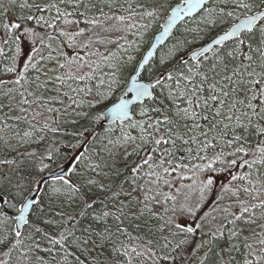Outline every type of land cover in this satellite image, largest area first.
<instances>
[{"label": "snow or ice", "instance_id": "1", "mask_svg": "<svg viewBox=\"0 0 264 264\" xmlns=\"http://www.w3.org/2000/svg\"><path fill=\"white\" fill-rule=\"evenodd\" d=\"M164 7L0 0V144L68 138L67 152L53 143L0 159V264H264V0H184L158 43L198 10L193 40L223 34L172 64L189 44L177 40L159 61L171 67L132 80L135 99L151 101L140 119L124 98L95 111Z\"/></svg>", "mask_w": 264, "mask_h": 264}, {"label": "trees", "instance_id": "2", "mask_svg": "<svg viewBox=\"0 0 264 264\" xmlns=\"http://www.w3.org/2000/svg\"><path fill=\"white\" fill-rule=\"evenodd\" d=\"M179 1H182V0H167V1L162 0V2H164V4H165V7H164V9L161 10V14H160V17H159L157 23L154 24L155 22H153L151 24V28L145 34L144 39L141 42L142 45L140 46L139 53L134 54L135 55V61L133 63L125 66L123 71L118 76V78L120 80L119 86L117 87L116 85H114L115 92H113V94L110 96V98L106 102H104L100 105H97V107L95 108L96 112H102V109L105 105L109 104V102L115 100L119 96L120 92L122 91L121 89H122L123 85L125 84V79H127L129 77V75L131 74V72L135 68L136 63L138 62V60L140 58L141 51L143 49L144 50L146 49V47L148 46V44L152 40L153 35L158 30H160V27H161L160 23L162 22L164 17L167 15L171 6L174 3L179 2ZM149 2H156V0H149ZM212 4H213V0L210 3H208V6L210 7V6H212ZM18 12H19V9H13L12 12L9 13V15L12 16L14 14H17ZM202 16H203V11H200L199 14H196L194 16L186 18L176 27V30L174 31V33L171 36V38L169 39V41L167 43H165L164 45H162L158 49L156 56L153 57L152 60L150 61V63L147 64L146 67L144 68V70H143L144 79H151V80L155 79L156 76H158L164 68L171 67L172 64H178L179 59L181 57L185 56V52L187 50H193L194 48L200 46L205 41L209 40L215 34L224 30L227 27L226 25H221V26L217 27L215 30L201 33L199 35L198 39L193 40V35H196V34L191 32L190 30L195 29L197 27L198 22L200 21ZM185 38L189 41V44L185 45L184 47H182L180 49L179 53L176 55V58L172 61V64H167V65L160 64L159 61L161 59H164V60L169 59L167 53L170 49L173 48V45L176 43V41L179 40L182 42ZM196 44H198V45H196ZM98 82H99L98 79L93 80L91 82V86L93 88V95H92V97H89V99H93V102L95 101V94L98 90V87H97V86H99ZM80 86L83 87V84H81ZM149 104H151V101L145 100L144 102L137 103L133 106V109L135 112V116L132 118L133 121L141 118L140 117V108L142 106L149 105ZM56 106L59 107V105H56ZM53 118L55 119L56 117H53ZM80 123L86 124L87 121H81ZM110 124L111 123H103V127L106 128ZM23 126L24 125H22V127ZM37 127H40L39 123L37 124ZM63 128L69 132H71L73 130L72 127L70 125H67V124L64 125ZM97 131L101 132V134H102V129L99 126L97 127ZM117 134H119L118 131H117ZM135 134H136V131H133V135H135ZM67 139L68 138L63 137L60 134L54 135L52 133H47L44 140L40 141L39 143H33V144H29V145L20 146L17 148V151H10V150L6 149L5 147H2V145L0 144V159L16 158L19 161L20 157L18 156V153H25V152H30L33 150H35L37 153H43L44 150L50 144H53V143H54L55 147L60 148L63 152H67L68 151V149L66 148ZM96 151L97 152L100 151L99 145H96ZM45 162L47 163V161H45ZM53 167H55V165H53ZM0 170L7 171V168L5 167V168L0 169ZM27 171H31V172L35 173L36 169L34 167H28ZM72 179H73V181H77V177H75V176H73ZM51 183H52V181L49 180L48 183L43 184L42 188L40 190V193L38 194V197H37V199H40L42 197L45 204L48 203V196L51 193V188L49 187V184H51ZM56 186L61 187V190L63 191V186H61L59 183H57ZM158 210H160V209H158ZM34 219H35V217H34Z\"/></svg>", "mask_w": 264, "mask_h": 264}, {"label": "water", "instance_id": "3", "mask_svg": "<svg viewBox=\"0 0 264 264\" xmlns=\"http://www.w3.org/2000/svg\"><path fill=\"white\" fill-rule=\"evenodd\" d=\"M211 1H212V0H206L207 3H208V2H211ZM183 4H184V0L179 1V2H176V3H174V4L171 6V8L169 9L167 15L164 17V19H163L162 22H161L160 30H158V31L153 35V38H152L150 44L147 46V48L144 50L142 56L139 58V60H138V62H137V64H136L137 66H136L135 71L132 72V73L130 74V76H129V78H128V81H127V83H126V87H125V89H124L123 91L120 92L119 96H118L115 100H113V101L109 102V104L105 105V106L103 107L102 111H107V110L110 109L112 106H114L115 104L119 103L120 100H121V98H124V99H127V100L130 101V103H129V115L133 118L134 115H135V112H134L133 106H134L135 104H137V103H142V102H144L145 100H147V98H145L143 101H138V100L135 99V93L131 90V83H132V80H133L134 78H136L137 76H140L141 73H142V71H143V69H144V67L147 65V64H144V63H143V60H144L145 57L148 56V52H150V51L153 52V56L149 58V63H150V61L152 60V58L156 55V53H157L159 47L167 41V39H168L169 36L172 34V32L176 29V27H177V26H178V25H179V24H180L185 18L190 17V16H185V17H183L182 20H178V21L176 22V24L173 26L172 30L170 31L169 36L166 37L164 41H160V42L158 43V37L161 35V33H162V31H163V26L165 25V22H166L167 18L171 16L172 11H173L177 6H180V5H183ZM199 12H200V10H198V13H199ZM196 14H197V13H193L191 16L196 15ZM221 34H223V31L220 32V33H218V34H216V35H214L212 38H210L208 41H206V42H205L204 44H202L200 47H197V48H195V49H199V48L204 47L205 45L210 44L214 39L218 38V36L221 35ZM195 49H193V50H195ZM193 50H190V51H189L184 57H186L188 54H190ZM149 63H148V64H149ZM153 80H154V79H153ZM141 82H148V81L145 80V79H142V78H141ZM103 123H111V120H105V121H103ZM45 175H47V173H46ZM41 188H42V185H41ZM32 194H34V190H33V192H30L28 195H32ZM37 197H38V195H37Z\"/></svg>", "mask_w": 264, "mask_h": 264}, {"label": "rangeland", "instance_id": "4", "mask_svg": "<svg viewBox=\"0 0 264 264\" xmlns=\"http://www.w3.org/2000/svg\"><path fill=\"white\" fill-rule=\"evenodd\" d=\"M157 22H155L154 24H156ZM153 24V25H154ZM160 26H161V23H160ZM154 27V26H153ZM150 28H151V26H150ZM149 28V29H150ZM200 35V34H199ZM116 37L115 36H113V39H115ZM129 39H134L133 37H129ZM142 45V44H141ZM196 45H198V44H196ZM111 48H112V50H115V46H110ZM100 51H104V49L103 48H101L100 49ZM190 50H187L186 52H185V55L189 52ZM143 52H144V49L141 51V53H140V57L142 56V54H143ZM137 64V63H136ZM136 66L137 65H135V68L133 69V72L135 71V69H136ZM110 72V69L109 68H107L106 66H103L102 67V70L98 73V76H100V77H103V79H104V84L103 85H101L100 84V80L98 79V85H99V90L100 91H107V86H108V77L105 75L106 73H109ZM140 78H144L143 77V72L141 73V75L139 76ZM129 78V77H128ZM128 78L127 79H125V84L123 85V87H122V91L125 89V87H126V83H127V81H128ZM113 88H114V85H113ZM113 92H115V88H114V91ZM113 92H111V93H108V98L104 101V102H106L109 98H110V96L113 94ZM103 102V103H104ZM94 103H95V101H94ZM47 115V114H46ZM22 127V126H21ZM22 129H24V130H27V126L26 125H24L23 127H22ZM12 143H15V141L14 140H12L11 141ZM2 145V144H1ZM2 147H4L3 145H2ZM18 147H20V146H18ZM17 147V148H18Z\"/></svg>", "mask_w": 264, "mask_h": 264}, {"label": "bare ground", "instance_id": "5", "mask_svg": "<svg viewBox=\"0 0 264 264\" xmlns=\"http://www.w3.org/2000/svg\"><path fill=\"white\" fill-rule=\"evenodd\" d=\"M166 1H167V0H166ZM208 3H210V2H208ZM208 3H207V4H208ZM185 19H186V18H185ZM185 19H184V20H185ZM175 30H176V29H175ZM175 30H174V31H175ZM224 30H225V29H224ZM224 30H222V31H224ZM174 31L172 32V34L169 36V38L167 39V41H166L165 43H167V42L169 41V39H170L171 36L173 35ZM222 31H220V32H222ZM220 32H218V33H220ZM218 33H217V34H218ZM215 35H216V34H215ZM211 38H212V37H211ZM207 41H208V40H207ZM150 42H151V41H150ZM205 42H206V41H205ZM205 42H204V43H205ZM165 43H164V44H165ZM204 43H203V44H204ZM149 44H150V43H149ZM149 44H148V45H149ZM164 44H162V45H164ZM162 45H161V46H162ZM201 45H202V44H201ZM201 45H200V46H201ZM161 46H160V47H161ZM200 46H198V47H200ZM160 47H159V48H160ZM146 48H147V47H146ZM196 48H197V47H196ZM194 49H195V48H194ZM157 52H158V51H157ZM156 54H157V53H156ZM155 56H156V55H155ZM155 56H154V57H155ZM143 79H144V78H143ZM145 80L149 81V80H151V79H145ZM152 80H153V79H152Z\"/></svg>", "mask_w": 264, "mask_h": 264}]
</instances>
